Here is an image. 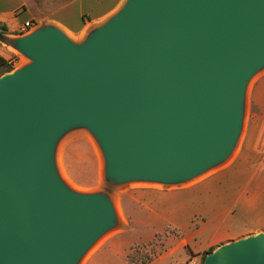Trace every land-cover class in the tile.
<instances>
[{"label": "water", "instance_id": "water-1", "mask_svg": "<svg viewBox=\"0 0 264 264\" xmlns=\"http://www.w3.org/2000/svg\"><path fill=\"white\" fill-rule=\"evenodd\" d=\"M102 24L83 42L53 26L13 39L32 62L0 77V264H78L113 226L105 194L57 172L70 129L95 135L114 183L186 181L238 142L264 67V0H127ZM205 264H264V232Z\"/></svg>", "mask_w": 264, "mask_h": 264}, {"label": "rangeland", "instance_id": "rangeland-1", "mask_svg": "<svg viewBox=\"0 0 264 264\" xmlns=\"http://www.w3.org/2000/svg\"><path fill=\"white\" fill-rule=\"evenodd\" d=\"M126 1L122 0L115 11L95 23L92 29L102 23L105 24L123 8ZM30 30L18 32L17 36L28 35L32 32ZM17 36H9L6 42H0V55L9 61L13 68L9 72H6V69L0 70V77L32 62L13 47V39ZM263 131L264 67L256 72L248 83L242 130L232 153L221 163L200 174L201 176L186 181L166 183L139 179L114 183L108 179L104 152L90 129L79 126L67 131L58 140L55 151L56 169L60 178L77 192L105 194L113 204L116 215L113 226L100 236L94 247L88 250L91 255L86 253L78 264H129L128 255L132 247L136 245L143 247L155 239L156 235L162 236V239L156 238L159 256L150 264H205L204 257L216 247L203 250L186 240L189 228L195 230L205 216L197 213V207L191 203L190 188L199 181L211 178L219 171H239L240 165L243 167L246 164L243 162L246 158L250 161L246 164L247 169L252 168L254 172L259 169V165L253 164L251 160L261 161L263 177L264 154L260 152L264 148H260L262 137L260 134ZM247 177L248 174H241L237 183H244L243 178L247 179ZM262 179L264 181V178ZM233 182L234 180L228 183ZM225 193L222 199L225 204H230L234 198V190H227ZM211 202L217 203L216 197H211ZM175 210L179 212L175 214ZM234 214L246 219L251 215H264V204H259L254 209L235 208ZM175 228L178 229L177 234L166 236L167 229L171 232ZM257 232L259 230L251 235L262 233Z\"/></svg>", "mask_w": 264, "mask_h": 264}, {"label": "crops", "instance_id": "crops-1", "mask_svg": "<svg viewBox=\"0 0 264 264\" xmlns=\"http://www.w3.org/2000/svg\"><path fill=\"white\" fill-rule=\"evenodd\" d=\"M122 0H0V22L8 27V36H17L18 32L33 31L39 27L53 26L75 42H83L92 30V26L108 17L118 8ZM26 23H32L26 28ZM35 27V28H33ZM260 148L264 147V131L260 134ZM264 154V148L260 150ZM246 158V156H245ZM244 164L250 162L248 158ZM251 162L259 169L242 167L239 171L222 170L205 181L193 185L191 203L197 207V213L205 214L199 227L189 228L186 240L203 250L219 247L231 241L249 236L255 231L264 232V215H251L246 219L235 215V208L254 209L264 204V181L262 163L254 159ZM242 164V163H241ZM234 172H236L234 174ZM241 174H248L244 183H237ZM229 176L231 178L229 179ZM228 182L233 183H228ZM234 190L230 204L222 197L225 191ZM209 197V198H208ZM216 197L217 203L211 202ZM215 206V208H214ZM179 210H175L177 214ZM257 232V233H259ZM197 247V248H198Z\"/></svg>", "mask_w": 264, "mask_h": 264}, {"label": "trees", "instance_id": "trees-1", "mask_svg": "<svg viewBox=\"0 0 264 264\" xmlns=\"http://www.w3.org/2000/svg\"><path fill=\"white\" fill-rule=\"evenodd\" d=\"M8 27L0 22V42H6L9 39ZM6 69V72L12 71V65L7 59L0 55V70ZM166 231V236L177 234L178 229L175 228L171 232ZM157 239H162L161 235H156ZM156 238L151 240L147 245L133 246L132 251L128 255L129 264H150L154 262L159 256V248L156 244ZM208 255V254H207ZM206 259V256L204 257Z\"/></svg>", "mask_w": 264, "mask_h": 264}, {"label": "built area", "instance_id": "built-area-1", "mask_svg": "<svg viewBox=\"0 0 264 264\" xmlns=\"http://www.w3.org/2000/svg\"><path fill=\"white\" fill-rule=\"evenodd\" d=\"M26 28H31L32 27V23H26Z\"/></svg>", "mask_w": 264, "mask_h": 264}, {"label": "bare ground", "instance_id": "bare-ground-1", "mask_svg": "<svg viewBox=\"0 0 264 264\" xmlns=\"http://www.w3.org/2000/svg\"><path fill=\"white\" fill-rule=\"evenodd\" d=\"M249 89H250V88H249ZM200 176H201V175H200ZM202 177H203V176H202ZM197 178H198V177H197ZM75 190H76V189H75ZM75 190H74V191H75ZM76 192H77V191H76ZM81 192H82V191H81ZM77 193H80V192H77ZM99 239H100V237H99ZM103 240H104V239H103ZM93 247H94V246H93ZM92 250H93V249H92ZM87 253H88V251H87ZM92 253H93V252H92ZM88 255H91V254L88 253ZM86 260H87V259H86Z\"/></svg>", "mask_w": 264, "mask_h": 264}]
</instances>
